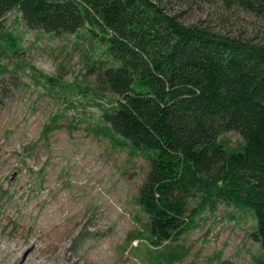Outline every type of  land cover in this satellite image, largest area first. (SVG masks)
I'll return each mask as SVG.
<instances>
[{"label":"trees","instance_id":"1","mask_svg":"<svg viewBox=\"0 0 264 264\" xmlns=\"http://www.w3.org/2000/svg\"><path fill=\"white\" fill-rule=\"evenodd\" d=\"M163 1L0 0V57L18 48L3 21L12 9L52 35L83 28L97 36L111 63L96 83L115 96L97 132L148 162L134 196L146 220L133 239L145 240L149 263L184 258L180 236L222 202L251 212L261 249L251 261L264 264V40L185 24ZM178 1L218 7L224 20L241 11L264 18V0ZM231 130L237 147L221 136Z\"/></svg>","mask_w":264,"mask_h":264},{"label":"rangeland","instance_id":"2","mask_svg":"<svg viewBox=\"0 0 264 264\" xmlns=\"http://www.w3.org/2000/svg\"><path fill=\"white\" fill-rule=\"evenodd\" d=\"M163 2L185 24L264 40V18L241 11L224 20L202 1ZM3 21L18 48L0 57V264H150L145 240L133 239L146 220L134 196L148 162L97 132L115 98L96 83L111 63L105 44L83 28H30L16 9ZM221 136L230 147L241 142L232 130ZM254 223L250 211L220 202L180 236L189 252L172 264H253Z\"/></svg>","mask_w":264,"mask_h":264},{"label":"bare ground","instance_id":"3","mask_svg":"<svg viewBox=\"0 0 264 264\" xmlns=\"http://www.w3.org/2000/svg\"><path fill=\"white\" fill-rule=\"evenodd\" d=\"M20 261V257H16V259L14 260V263L17 264Z\"/></svg>","mask_w":264,"mask_h":264}]
</instances>
